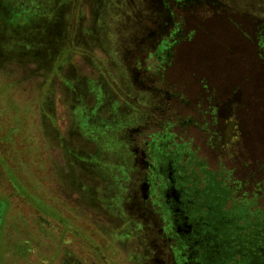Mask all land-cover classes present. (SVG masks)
Returning <instances> with one entry per match:
<instances>
[{"label": "rangeland", "instance_id": "374dc122", "mask_svg": "<svg viewBox=\"0 0 264 264\" xmlns=\"http://www.w3.org/2000/svg\"><path fill=\"white\" fill-rule=\"evenodd\" d=\"M163 128L264 215V0H0V264H176L128 139Z\"/></svg>", "mask_w": 264, "mask_h": 264}, {"label": "flooded vegetation", "instance_id": "af4514ba", "mask_svg": "<svg viewBox=\"0 0 264 264\" xmlns=\"http://www.w3.org/2000/svg\"><path fill=\"white\" fill-rule=\"evenodd\" d=\"M164 129L145 139L144 147L128 136L136 165L144 169L136 171L140 187L165 223L146 230L172 242L176 264H264V215L256 212L250 221L247 207L238 202L226 209L230 190L200 161L184 163Z\"/></svg>", "mask_w": 264, "mask_h": 264}, {"label": "trees", "instance_id": "16d2710c", "mask_svg": "<svg viewBox=\"0 0 264 264\" xmlns=\"http://www.w3.org/2000/svg\"><path fill=\"white\" fill-rule=\"evenodd\" d=\"M164 95H166L165 93H164ZM165 128L167 129V125H165ZM169 128V127H168ZM153 160V159H152ZM196 161H200L199 159H195V161L194 162H196ZM201 172V174H203V172L202 171H200ZM203 176H204V174H203Z\"/></svg>", "mask_w": 264, "mask_h": 264}]
</instances>
